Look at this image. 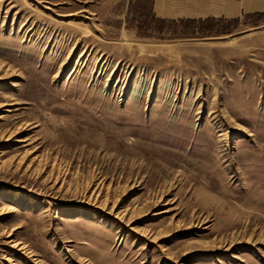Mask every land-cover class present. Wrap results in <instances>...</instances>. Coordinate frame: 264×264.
Returning <instances> with one entry per match:
<instances>
[{"label":"rangeland","instance_id":"374dc122","mask_svg":"<svg viewBox=\"0 0 264 264\" xmlns=\"http://www.w3.org/2000/svg\"><path fill=\"white\" fill-rule=\"evenodd\" d=\"M0 264H264V4L0 0Z\"/></svg>","mask_w":264,"mask_h":264},{"label":"crops","instance_id":"0c3cea01","mask_svg":"<svg viewBox=\"0 0 264 264\" xmlns=\"http://www.w3.org/2000/svg\"><path fill=\"white\" fill-rule=\"evenodd\" d=\"M260 1V5L262 6L264 3V0H259ZM191 2H185L179 5H182L183 7H179L177 13H179V15L175 16V19L178 18H192L195 16L196 12H198V9L192 8ZM159 4V3H158ZM217 8H220L221 10H224L225 5L223 3H221L220 5L217 6ZM227 11V10H225ZM224 11V12H225ZM171 14L168 11H165V18H173L170 17Z\"/></svg>","mask_w":264,"mask_h":264},{"label":"bare ground","instance_id":"6f19581e","mask_svg":"<svg viewBox=\"0 0 264 264\" xmlns=\"http://www.w3.org/2000/svg\"><path fill=\"white\" fill-rule=\"evenodd\" d=\"M20 142V141H19ZM13 244V243H12ZM16 248L17 247H19V251H21V252H26L25 251V247L24 246H22V244H16V245H14ZM12 248H13V246H12ZM18 249V248H17ZM31 256H34V255H31ZM85 263V262H84Z\"/></svg>","mask_w":264,"mask_h":264},{"label":"trees","instance_id":"16d2710c","mask_svg":"<svg viewBox=\"0 0 264 264\" xmlns=\"http://www.w3.org/2000/svg\"><path fill=\"white\" fill-rule=\"evenodd\" d=\"M183 21H179V23H182ZM190 22H193V23H201V21H190Z\"/></svg>","mask_w":264,"mask_h":264}]
</instances>
